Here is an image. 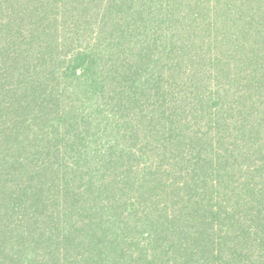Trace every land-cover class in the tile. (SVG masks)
Segmentation results:
<instances>
[{
	"label": "trees",
	"instance_id": "1",
	"mask_svg": "<svg viewBox=\"0 0 264 264\" xmlns=\"http://www.w3.org/2000/svg\"><path fill=\"white\" fill-rule=\"evenodd\" d=\"M0 264H264V0H0Z\"/></svg>",
	"mask_w": 264,
	"mask_h": 264
}]
</instances>
